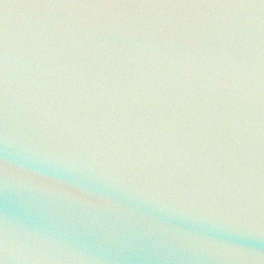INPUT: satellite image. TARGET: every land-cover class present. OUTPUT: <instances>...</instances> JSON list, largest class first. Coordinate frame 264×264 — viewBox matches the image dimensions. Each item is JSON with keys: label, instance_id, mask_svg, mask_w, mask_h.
<instances>
[{"label": "water", "instance_id": "obj_1", "mask_svg": "<svg viewBox=\"0 0 264 264\" xmlns=\"http://www.w3.org/2000/svg\"><path fill=\"white\" fill-rule=\"evenodd\" d=\"M0 264H264V0H0Z\"/></svg>", "mask_w": 264, "mask_h": 264}]
</instances>
